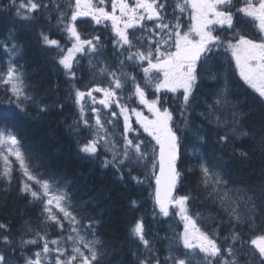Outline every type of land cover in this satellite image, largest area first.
<instances>
[{
  "label": "snow or ice",
  "instance_id": "snow-or-ice-1",
  "mask_svg": "<svg viewBox=\"0 0 264 264\" xmlns=\"http://www.w3.org/2000/svg\"><path fill=\"white\" fill-rule=\"evenodd\" d=\"M231 4L232 0H134L133 3L129 0H111V11H107L106 0H95V2L68 0L67 8L63 11L60 10V5H57L56 10L60 13L57 24L64 25L63 31L68 34L72 46L64 51L58 40L50 39L43 31L40 33L44 45L55 46L62 53L54 59L73 79L75 73L72 72V68L77 62V53L95 56L103 50L99 35L82 39L76 26L78 17H91L96 24L110 21L112 32L116 37L113 40V47L116 50L114 54L122 57L127 50V57L118 60V71H109V65L106 63L100 67L98 73L93 74V77L98 75L101 82L107 77L106 86L97 84L87 92L78 88L75 90V102L79 106L80 119L85 127L93 129L92 139L81 144L79 151L87 156L96 157L99 148L103 146L106 152L112 153V159L105 158L103 167H114L120 173L121 180L124 179L122 169L125 164L129 165L127 171L131 173L136 165L147 168L148 161L152 160V175L156 184L155 204L164 216L169 215L170 205L178 209L176 214L184 224V231L175 238L176 247H169V255L164 258L163 264H193V258L198 254H203L202 264H240L242 257L244 264H264V214L259 211V208L264 206V123L255 130L244 123L254 111L251 105L247 108L243 107L248 104V97L245 96L243 100L229 99V87L226 81L225 86L217 90L213 105H208V116H215L217 127L228 129L219 137L221 145L228 144L230 138L233 141L244 139L253 141L255 149L260 154V169L258 171L252 169L244 176H233L227 167L230 161L225 160L223 156L214 157L211 165L205 157L200 156L199 167L202 173L200 183L207 192L208 198L219 204L228 215L230 223L235 222L236 226L245 225L248 234L251 235V238L246 240L243 232L233 230L230 234L233 243L227 248H222L217 242L218 234H209L198 226L197 218L200 217V213L194 218L188 207L192 200L191 195L173 194V190L182 179V172L178 167L181 140L173 128V112L167 107H162L163 101L160 97L153 100L146 98V88L152 83V74L155 71L162 76L155 83L157 93L162 89L171 92L183 89L180 116L185 118V112L191 103L193 89L198 80L200 66L207 64L204 70L210 72L208 55L214 48L219 49L224 45L226 50L231 52L240 79L256 94L252 97L255 106L264 109V35L259 39H250L241 34L238 39L233 36L225 42L220 36L213 34L214 25H227L229 29L235 27L234 13L230 10ZM47 7L48 5L42 4L40 0H19V3L16 0H9L0 11H11L14 8L17 17L31 21L37 11ZM170 7L171 13L168 12ZM68 11H71L70 17L67 15ZM186 12L189 13L191 20V26L187 31L182 25V17ZM237 12L251 17L257 22L259 32L264 34V0H244V6L237 9ZM169 17L174 18V22ZM149 22L151 27H147ZM130 29L139 30L142 34L136 36L134 31H129ZM15 50L16 46L13 45L11 51L15 52ZM145 62L147 66H143ZM126 66L142 67L145 76L143 86L137 82L135 73L125 70ZM217 76L218 73H212L209 78L215 80ZM129 84L132 85L129 99L132 96L137 97L140 104L151 113V118L120 102L122 97L118 92H123ZM0 85L10 91L15 98L14 101L10 98L9 103L14 102L21 111H25V105L29 103L36 104L40 112L48 111L49 105L40 103L36 93L29 91L33 86L26 83L24 74L11 60L8 62L6 72L0 71ZM93 93H102L98 103L105 109L111 111L113 104L120 109L119 113L112 112V117L123 116L124 126L120 134L122 145L115 138V132H109L107 125H113V128L116 125L112 118L102 117L100 109L96 107L97 97ZM86 98L92 100L91 112L95 115L94 125L89 123L85 115V106L82 102ZM129 113L136 116V122L155 141V146L159 149L158 154L154 147L150 155L144 140L130 136L133 128ZM7 119L3 118L5 122L0 124V160L5 165V170L0 175H9L11 171L9 157L14 156L27 178L21 191L30 194L34 201L43 203L44 223H53L61 230L64 228V220L71 224V232L67 238L48 241L46 234L41 235L37 232L39 239L44 241L43 249L34 253L35 259H27L26 264H44L42 257H49L53 252L56 254L55 264H106L107 252L103 241L95 232L100 221L89 219L87 225H81L83 217L77 218L75 214L77 206L71 202L66 185H62L54 174L40 170L43 165L24 148L13 128L6 122ZM198 154V150L193 152V155ZM231 155L244 161L251 159L247 150L243 147L236 148L234 144ZM157 163L158 173L155 171ZM253 176L256 177L255 180L251 179ZM132 179L137 183L144 182L137 176H133ZM136 204L137 201H131L132 207ZM59 213L63 214L62 218ZM258 216L261 217L259 222ZM0 229L7 230L6 225L0 224ZM28 230L31 231V228ZM129 231L131 236L143 246L142 250L138 248L132 252L136 264H162L160 258L155 255L156 250L152 242L146 238L143 219H137ZM228 239L229 237L224 238L225 241ZM0 241L5 245L11 244L7 235L0 237ZM20 243L35 244L36 240L24 241L21 238ZM49 243L56 245L55 249H50ZM69 244L71 255H68L69 249L66 247ZM180 244L183 245V250L179 248ZM0 264H8L4 252H0ZM47 264H51V261Z\"/></svg>",
  "mask_w": 264,
  "mask_h": 264
},
{
  "label": "trees",
  "instance_id": "trees-1",
  "mask_svg": "<svg viewBox=\"0 0 264 264\" xmlns=\"http://www.w3.org/2000/svg\"><path fill=\"white\" fill-rule=\"evenodd\" d=\"M8 3L9 0H1V8ZM49 16L51 19L47 22L46 18ZM49 16L40 12L33 16L30 23L20 21L14 12L0 11V39L3 36L2 40L9 39L5 33L14 23L18 31V36L15 35V37L23 48L21 60L27 66L26 81L27 84L33 86L29 91L36 93L40 103L49 105L47 112H40L37 105L32 103L26 104V110L21 111L14 102L9 103L10 98L15 100L10 91L0 86V124L5 122L3 118H8L6 122L13 128L24 148L28 149L43 165L40 170L54 174L62 185H66L71 202L77 206L76 215L83 217L82 220L85 222H89V219L100 221L95 230L107 252L106 264H136L132 252L138 248L142 250L143 246L131 236L129 229L137 219L141 218L144 225L150 223L154 228L159 229V234L155 229H149L148 233L154 236L153 245L156 247L157 254L161 256L164 248L163 242L167 237L164 228L169 223L165 218L152 221L153 218L149 216L146 205L143 203L145 198L143 189L133 185L130 180L119 179L117 170L113 167L102 168L99 153L96 157H90L79 151L80 145L86 143L87 138L74 130L76 117L67 95L70 90V84L67 81L73 80L65 71L62 72V68L59 71L53 58L46 57L39 50L42 46L39 42L38 31H43L45 34L49 33L50 29L57 31V28H53L56 27L55 18L53 15ZM244 97L245 94H243ZM248 103L249 106L254 107V111L244 123L250 129L255 130L261 123H264V109L256 107L255 101L251 98L248 99ZM249 106L244 105L243 107ZM180 119L182 126L188 125V122L191 125L194 123V120L188 116V110L185 112V118L180 116ZM198 130L205 133V144L198 155H193L195 148L191 153L187 149L182 150V157L178 163L182 179L179 182L177 195L190 194L192 198L196 197L195 200L200 197L198 202L204 201L205 204L217 209L216 203L208 198L207 192L200 183L202 180L199 167L200 156L205 157L210 165L214 162V157L223 156L225 160L230 161L227 167L233 176H244L252 169L258 171L261 167V158L253 141L245 139L240 143L233 140L230 142L234 145L238 143L237 147H243L249 152L251 159L244 161L231 155L230 145L233 146V144L223 146V149L220 148L217 131L209 126ZM194 141L197 144L201 143L198 137ZM128 168L129 165L125 164L122 169L126 178L129 174ZM0 173H2L1 163ZM10 173L12 177L9 179ZM9 177L6 180L3 175H0V224L6 225L7 228V230L0 229V237L7 235L11 240L8 246L0 241V252H4L6 256L10 254V246L16 247V251L21 249L17 242L33 231L44 234L52 226L54 233L51 235L62 234L58 226L53 223H44L43 203L34 201L30 194L21 191L22 185L16 170L9 172ZM251 179L255 180L256 177L253 176ZM132 200L137 201L135 207L131 206ZM177 212L178 209L175 208L176 220L181 221ZM260 212L264 214V206L260 208ZM260 219L261 217L258 216L257 221L259 222ZM29 228L31 231L28 230ZM237 231H240V228H237ZM241 232L246 233L244 228ZM46 237L49 236L46 235ZM160 237L165 238L159 239ZM32 249L33 246H29L26 250L31 253ZM15 257L18 261H22L19 255Z\"/></svg>",
  "mask_w": 264,
  "mask_h": 264
},
{
  "label": "rangeland",
  "instance_id": "rangeland-1",
  "mask_svg": "<svg viewBox=\"0 0 264 264\" xmlns=\"http://www.w3.org/2000/svg\"><path fill=\"white\" fill-rule=\"evenodd\" d=\"M238 2L240 3V5L242 4L243 6H244V0H238ZM0 4H1V0H0ZM173 7H174V4H173ZM240 7H242V6H240ZM0 8H1V6H0ZM234 7H232L231 9H233ZM171 11H172V8L170 7L169 9H168V12H170L171 13ZM170 19H173V22H174V18H172V17H169ZM253 20V19H252ZM182 25H183V28H184V30L185 31H187L188 30V28L191 26V20L189 19V13H184L183 14V17H182ZM11 28V29H10ZM9 29L10 30H8V32H6L5 34L6 35H9L10 34V32L12 31V30H14L15 29V27H14V23H12L11 25H10V27H9ZM238 30H239V34L241 35V34H243V35H247L248 33H249V30L247 29L244 33H243V31H242V29L241 28H238ZM241 31V32H240ZM233 37V36H232ZM20 39H22V37H20ZM235 39H238L236 36H235ZM69 42H71V40L69 39L68 40ZM235 42V40H233V43ZM72 43V42H71ZM5 46H7V47H5ZM5 46H3V54H4V56L6 57V61H5V64H4V72H6V70H7V67H8V62H9V60H11L12 62H13V60H14V58H15V56H16V52H12L11 50H12V46L13 45H7V43L5 44ZM210 55L211 56H214V55H219V56H221L222 57V63L223 64H226L227 62H229V60L230 59H233L232 58V56H231V52H230V50H226V48L224 47V46H220L219 47V49H216V48H214L213 49V52L212 53H210ZM234 61V60H233ZM234 63H235V61H234ZM93 66H95L96 67V70H98L100 67H102V65L100 64V65H96L95 63H94V65ZM223 67H225V69H226V71L228 72V69H227V67H226V65L225 66H223ZM218 71H220L221 73L220 74H218L219 75V77H220V79H219V82H220V85H219V87H218V89H221V88H223V85H224V82L222 81V77H224L225 76V74H226V71L225 70H214V69H211V73H216V72H218ZM143 77H145L144 76V74L142 75ZM162 78V76L160 75V74H158V73H156V74H152V83L151 84H149V86L146 88V94L149 92V91H151V90H155V83L159 80V79H161ZM143 84L144 83H141V85L143 86ZM217 89V90H218ZM81 91H85L84 89H82ZM156 91V90H155ZM169 90H167V89H162L159 93H161L162 94V92H163V94L165 93V92H168ZM251 91L253 92V90L251 89ZM86 92V91H85ZM217 92V91H216ZM215 92V93H216ZM121 93L122 92H118V94L121 96ZM173 94H174V97H177L179 100H181V99H183V89H177V91L176 92H172ZM255 94V93H254ZM256 95V94H255ZM123 98V97H122ZM90 98H86L82 103H84L85 105H87L88 103H90ZM98 102V101H97ZM98 105H99V103H98ZM115 107H116V105L115 104H113L112 106H111V111H109L108 109V112L109 113H111L114 109H115ZM91 108V107H90ZM100 111H101V114H102V112H103V109L102 108H100ZM143 113V112H142ZM208 113H209V110H208V112L206 113V116H207V118H209V119H211V123H214V124H216L215 123V116H212V117H209L208 116ZM144 114V113H143ZM145 115V114H144ZM93 118H95V115H93L92 116ZM131 117L132 116H130V122H131V124H132V128H133V132L134 131H141V130H143V128L140 126V124L139 123H137L136 122V116L135 115H133V118L131 119ZM151 118V117H150ZM113 119V121H114V123H116L115 121L117 120V118H115V117H113L112 118ZM119 119V118H118ZM121 119H122V122H123V124H122V126H124V120H123V116H121ZM75 123H76V120H75ZM107 127H108V130H109V132H113L112 131V128H113V125H107ZM182 130H184V131H186L187 130V128H182ZM92 131H93V129H92ZM122 132H123V130H122ZM144 132V131H143ZM120 134L121 133H118V132H115V138L119 141V143L122 145L123 144V140H122V138H121V136H120ZM144 134H146V135H148L147 133H145L144 132ZM89 139H92V136L89 138ZM148 140V139H147ZM145 142L147 143V145H148V151H149V154L150 155H152V149L155 147V141L154 140H152V138L149 140V141H146L145 140ZM182 142H183V140H182ZM102 148V150H104L105 151V148L102 146L101 147ZM232 148H233V146H231L230 145V149L232 150ZM155 151H156V148H155ZM106 152V151H105ZM108 155H105V157H104V160H105V158H107V159H109V160H111L112 159V153L111 152H106ZM232 153V152H231ZM9 161H10V164H11V167H14L13 168V170H16L17 171V174H18V176H19V178H20V176L22 175L23 176V182H26V180H27V178L24 176V174H23V171L21 170V168H20V165H19V162L18 161H16V159H15V157L14 156H10L9 157ZM1 163H2V166H3V171L5 170V165H4V163H3V161L1 160ZM141 166H143V165H141ZM148 168L149 169H147L146 171H147V174H152V160L150 159L149 161H148ZM10 175H11V173H10ZM8 177H9V175H8ZM20 180H21V178H20ZM143 184L145 183V182H147L146 180H144L143 179ZM146 184V183H145ZM151 190V194L152 195H149V197H150V199L152 200L151 201V203L153 204L154 202H153V200H154V194H153V190L152 189H150ZM211 199V198H210ZM258 203V205H259V201L257 202ZM217 207L218 208H220V206H219V204L217 203ZM262 207V206H261ZM260 207V208H261ZM260 208H259V211H260ZM172 209H175L174 207H170V209H169V215L168 216H164L161 212H160V210L158 209V207H155V204H153V206H152V208H151V210L152 211H154L155 213V215H153V219H152V221H157L158 219H160V218H163V217H165L166 219H167V222L169 223V228H170V230H165V232H169L170 231V233H169V235H170V246L171 247H173V248H175L176 247V236L178 235V234H180V233H182L183 231H184V224H183V222L182 221H178V220H175L174 219V212H173V210ZM146 210H147V207H146ZM172 210V211H171ZM194 210V209H193ZM192 210V211H193ZM54 211L55 212H58V210H56V209H54ZM192 211H191V214H192ZM197 213H200V217L199 218H197V222H198V226L199 227H201V229L203 230V231H206V232H208L209 234H210V231L212 230V227L213 226H211L210 227V229H209V225L208 224H206L207 223V221L209 220H211V217H210V215L211 216H213L214 217V214H216V216H217V220L218 219H221V217H222V214L221 213H219V212H217V211H210V210H207V209H204V210H202V212H195L194 214H192L193 216H194V218H196V214ZM76 214V213H75ZM59 215H60V217L62 218V216H63V214L62 213H59ZM77 218L78 219H80L79 218V216L77 215ZM218 222H219V220H218ZM63 224H64V228H63V230H61L62 231V235H60V236H57V237H49L47 240L48 241H51V240H54V239H60L61 237H64V238H67V236L70 234V232H71V224L69 223V221H67V220H64L63 221ZM88 223H86V224H83L82 223V221H81V225L83 226V225H87ZM154 228V226L153 225H150V223H148V225L147 224H145V229H146V233H147V237L146 238H148L151 242H152V244H154V236L152 235V234H150V233H148V231H149V229H153ZM181 228H183V229H181ZM214 228V233H217V228L216 227H213ZM220 228L221 227H218V231L220 230ZM36 231H34L33 232V234H27L26 236H24V238H22L24 241H28V240H36V243L35 244H21L20 243V241H19V244L22 246V247H26L27 245H39L40 244V242H38V238H37V235H36ZM41 235H43V233L42 232H39ZM54 233V232H53ZM52 232H50L49 234H48V236H51V234H53ZM212 233V232H211ZM155 234H156V232H155ZM158 234H159V232H158ZM47 235V234H46ZM162 238V237H161ZM89 239H91V236H89ZM43 241V240H42ZM169 246V247H170ZM55 247H56V245H52L51 243H49V248L50 249H55ZM66 247H68V249H69V251H68V255H71V245L69 244V245H66ZM153 247H154V249L156 250V247H155V245H153ZM164 248H163V250H162V252H163V255H161V256H158V254H157V251H155V255H157L159 258H160V260H161V262H162V264H163V261H164V258L167 256V253H168V255H169V247H168V245H167V242H165V246H163ZM179 248L181 249V250H183V245L182 244H180L179 245ZM38 251H42V249H43V246H41V248L40 247H38ZM24 250V249H23ZM23 250H21V251H19V254H20V256L24 259V260H26L27 261V259H29V258H32V259H35V256H34V253H36V252H38V251H34L32 254H28V253H26L25 251H23ZM197 251V253H199V249H197L196 250ZM201 255V257H203V254H200ZM55 259H56V254L53 252L52 253V255L51 256H49V257H42V261L44 262V264H47V262L48 261H51V264H55ZM26 261L24 262V264H26Z\"/></svg>",
  "mask_w": 264,
  "mask_h": 264
},
{
  "label": "bare ground",
  "instance_id": "bare-ground-1",
  "mask_svg": "<svg viewBox=\"0 0 264 264\" xmlns=\"http://www.w3.org/2000/svg\"><path fill=\"white\" fill-rule=\"evenodd\" d=\"M42 13H44V12H42ZM46 14V13H45ZM46 16L48 17L49 16V14H46ZM50 17V19H51V16H49ZM47 19V22L50 20L49 18H46ZM55 24H56V27H53L54 29L55 28H57V21H55ZM56 30L55 31H52L51 29H50V31H49V33H47V34H56ZM4 38V36L0 39V40H2ZM27 79H25V81H26ZM26 83H27V81H26ZM69 84H70V82H69ZM71 88V84H70V86H69V89ZM11 93V92H10ZM48 96V95H47ZM31 110V109H30ZM32 111V110H31ZM61 111V110H60ZM33 113V112H32ZM23 115V114H22ZM24 116V115H23ZM31 116V115H30ZM29 116V117H30ZM32 117V116H31ZM76 124V123H75ZM75 124H74V126H75ZM208 126V125H207ZM75 129H77L76 128V126H75ZM226 131H228V129L227 128H224V131L223 132H221V136L222 135H224L225 134V132ZM231 138H230V140H229V143L228 144H223V146H228V145H230V144H233V143H230L231 142ZM0 163H1V160H0ZM1 171H2V173L4 172L3 171V166H2V163H1ZM16 173H17V171H16ZM18 175V174H17ZM4 176V175H3ZM5 177V179L6 178H8V176H4ZM12 177V175H10V177H9V179ZM20 179V178H19ZM7 180V179H6ZM20 182H21V180H19ZM198 204L200 205V206H202V210H204V209H207V210H210V211H216L215 209H213V208H211V207H209V205L206 203H204V201H202V202H198ZM78 215V214H77ZM79 216V215H78ZM214 217L215 218H217V216H216V214H214ZM80 218V217H79ZM81 219V218H80ZM81 221H82V223L83 224H86V223H89V222H85V221H83L82 219H81ZM217 223H219V222H217ZM219 227H221L220 228V230H219V232L221 233V234H225V233H228L229 232V228H228V226L227 225H219ZM53 231V227L51 226L50 227V229H48V230H46L45 232L46 233H44V234H49L50 232H52ZM34 232V231H33ZM33 232L32 233H28V234H33ZM54 232V231H53ZM52 232V233H53ZM95 232H96V230H95ZM22 234V233H21ZM25 234V233H24ZM27 235V234H26ZM26 235H24V236H26ZM24 236L22 237V238H24ZM21 240V238L19 239V241ZM19 241L17 242L18 243V245L19 246H21L20 244H19ZM8 246V245H7ZM17 246V245H16ZM164 246H165V243H164ZM27 248V246L26 247H22L21 246V249H18L17 251H16V247H13V246H10V249H11V251H10V254H7V256H6V258H7V260H8V264H14V263H16V258H15V255H18V253H19V251H21V250H25ZM4 249V248H3ZM23 250V251H24ZM163 255V254H162ZM158 256H160V255H158Z\"/></svg>",
  "mask_w": 264,
  "mask_h": 264
},
{
  "label": "flooded vegetation",
  "instance_id": "flooded-vegetation-1",
  "mask_svg": "<svg viewBox=\"0 0 264 264\" xmlns=\"http://www.w3.org/2000/svg\"><path fill=\"white\" fill-rule=\"evenodd\" d=\"M241 6L243 7V5L241 4ZM240 15H245L243 13H239ZM235 17V15H234ZM251 22L249 23V26H244V32L248 29L249 30V33L246 35L248 38L250 39H259L261 35H264V34H261V33H258L256 32V28H255V25H257V22H255L254 20H252V18H250ZM221 25H219L220 27ZM226 25H223L221 26V29H224ZM219 32V30L217 29V33ZM147 66V65H146ZM202 95V98H205V95L201 94ZM242 100V99H241Z\"/></svg>",
  "mask_w": 264,
  "mask_h": 264
},
{
  "label": "water",
  "instance_id": "water-1",
  "mask_svg": "<svg viewBox=\"0 0 264 264\" xmlns=\"http://www.w3.org/2000/svg\"><path fill=\"white\" fill-rule=\"evenodd\" d=\"M173 193H174V190H173Z\"/></svg>",
  "mask_w": 264,
  "mask_h": 264
}]
</instances>
